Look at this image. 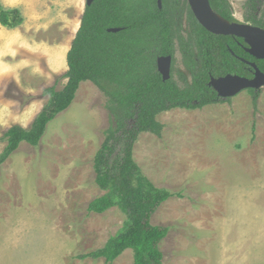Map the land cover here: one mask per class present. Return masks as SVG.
<instances>
[{"label": "rangeland", "instance_id": "1", "mask_svg": "<svg viewBox=\"0 0 264 264\" xmlns=\"http://www.w3.org/2000/svg\"><path fill=\"white\" fill-rule=\"evenodd\" d=\"M229 1L244 22L246 0ZM0 4L21 16L14 27L0 24L1 138L13 124L31 125L48 99L45 88L65 85L66 54L86 0ZM258 12L264 13V2ZM181 31L185 36L188 25ZM173 69L175 78L180 70L190 81L179 51ZM252 97L246 89L202 108L163 111L156 117L161 135L143 132L134 143L142 173L182 193L151 216L152 224L169 227L159 244L162 264H264V86L256 107ZM107 100L94 83L81 81L39 144L22 142L0 165V264H105L79 255L102 246L126 219L118 207L87 210L104 193L95 183L93 157L104 131L115 125ZM5 144L0 141V152ZM132 260L126 249L112 264Z\"/></svg>", "mask_w": 264, "mask_h": 264}, {"label": "trees", "instance_id": "2", "mask_svg": "<svg viewBox=\"0 0 264 264\" xmlns=\"http://www.w3.org/2000/svg\"><path fill=\"white\" fill-rule=\"evenodd\" d=\"M93 0L86 5L80 25L66 54L65 85L43 90L48 99L29 127L15 124L0 140V165L18 149L21 142L38 145L47 124L72 103L81 81H91L108 98L107 109L115 121L104 131V139L93 157L95 183L103 194L91 199L88 212L104 213L118 207L126 219L105 244L80 258H103L112 264L120 254L132 250V264H162L159 244L168 226L151 223L159 206L173 196L144 175L134 160L133 145L142 132L161 135L163 124L157 115L173 108L196 109L230 99L220 97L209 85L211 77L238 74L251 78L255 69L264 71V59L252 56L245 39L213 34L195 18L188 6L190 29L184 36L177 25L179 0ZM212 9L230 23L239 22L229 0H209ZM264 0H246L243 23L264 28V13L258 7ZM21 22L16 8L0 4V24L14 27ZM120 27L118 32H108ZM177 44V45H176ZM179 51L190 81L183 71L173 69ZM172 56L171 77L163 81L157 69L159 56ZM183 85H180V83ZM253 94L256 107L259 89ZM133 125L129 126L128 121Z\"/></svg>", "mask_w": 264, "mask_h": 264}, {"label": "water", "instance_id": "3", "mask_svg": "<svg viewBox=\"0 0 264 264\" xmlns=\"http://www.w3.org/2000/svg\"><path fill=\"white\" fill-rule=\"evenodd\" d=\"M92 1L86 0V4L90 5ZM160 2L158 0L159 6L161 4ZM188 3L197 21L207 31L213 34L241 37L249 44L247 50L252 56L258 59H264V28L243 22L230 23L227 19L228 24H219L212 19V13H218L212 9L209 0H188ZM120 29V27H110L107 31L118 32ZM171 63V55L159 56L157 58V69L162 75L163 81L171 77ZM248 63L255 69L253 77L248 78L246 76L229 73L217 78L211 77L209 85L223 98L233 97L249 88H261L264 86V71H261L255 63L249 61Z\"/></svg>", "mask_w": 264, "mask_h": 264}, {"label": "flooded vegetation", "instance_id": "4", "mask_svg": "<svg viewBox=\"0 0 264 264\" xmlns=\"http://www.w3.org/2000/svg\"><path fill=\"white\" fill-rule=\"evenodd\" d=\"M230 2V1H229ZM161 3V2H160ZM179 5H178V11H177V15H176V22H177V25L181 27V25L184 23V24H187L189 29H190V25H189V22H188V9L187 7L189 6V3L185 4L184 3V0H179ZM159 4V3H158ZM87 4H85L86 6ZM161 6V4H160ZM159 6V7H160ZM185 7V11H183ZM190 7V6H189ZM171 67H172V63H171Z\"/></svg>", "mask_w": 264, "mask_h": 264}, {"label": "bare ground", "instance_id": "5", "mask_svg": "<svg viewBox=\"0 0 264 264\" xmlns=\"http://www.w3.org/2000/svg\"><path fill=\"white\" fill-rule=\"evenodd\" d=\"M212 19L219 24H228V21L226 19L216 13H212Z\"/></svg>", "mask_w": 264, "mask_h": 264}, {"label": "crops", "instance_id": "6", "mask_svg": "<svg viewBox=\"0 0 264 264\" xmlns=\"http://www.w3.org/2000/svg\"><path fill=\"white\" fill-rule=\"evenodd\" d=\"M6 4H9V3L7 2ZM11 4H12L11 6H14V5H15L14 3H11ZM3 6H4V5H3ZM42 107H43V106H42ZM41 109H42V108H41ZM41 109H40V110H41ZM40 110H39V111H40ZM39 111L33 116L32 121L34 120L35 116L39 113ZM32 121H31V123H32ZM13 125H15V124H13ZM18 125H20V124H18ZM11 126H12V125H11ZM11 126H10V127H11ZM21 126H22V125H21ZM23 127H25V126H23ZM27 127H28V126H27ZM7 129H8V128H7ZM7 129L3 132V134L7 131ZM142 133H143V132H142ZM3 134L1 135V137L3 136ZM0 141H2V140H0ZM21 143H22V142H21ZM21 143H20V144H21ZM19 146H20V145H19ZM3 148H4V147H3ZM2 150H3V149H2ZM15 151H16V150H15ZM15 151H14V152H15ZM101 191H102V190H101ZM103 192H104V191H103ZM98 196H99V195H98ZM94 198H95V197H94ZM90 213H94V214H95V212H90ZM99 214H102V213H99ZM104 244H105V243H104ZM104 244H103V245H104ZM103 245H102V246H103ZM102 246H100V247H102ZM100 247H99V248H100ZM117 258H118V257H117Z\"/></svg>", "mask_w": 264, "mask_h": 264}]
</instances>
